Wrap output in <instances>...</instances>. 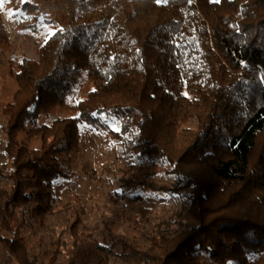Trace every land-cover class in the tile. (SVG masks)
Instances as JSON below:
<instances>
[{"label": "trees", "instance_id": "1", "mask_svg": "<svg viewBox=\"0 0 264 264\" xmlns=\"http://www.w3.org/2000/svg\"><path fill=\"white\" fill-rule=\"evenodd\" d=\"M15 8L35 20L27 29L37 31L39 12L54 31L36 56L18 61L16 90L0 113V264L81 263L91 237L81 213L71 241L55 240L45 262L31 252L17 210L47 227L55 183L72 177L85 127L133 158L116 176L115 196L143 201L144 190L184 200L178 226L144 246L106 221L110 239L96 241L95 264L263 258L264 0H22ZM8 36L0 1V42ZM56 110L73 114L36 123ZM21 132L40 145L22 143Z\"/></svg>", "mask_w": 264, "mask_h": 264}, {"label": "rangeland", "instance_id": "2", "mask_svg": "<svg viewBox=\"0 0 264 264\" xmlns=\"http://www.w3.org/2000/svg\"><path fill=\"white\" fill-rule=\"evenodd\" d=\"M3 7V17L10 26L13 37L9 43L0 42V113L12 100L16 90L15 73L19 70L18 61L23 56H36V49L54 31L52 23L44 21L40 16L37 31L27 29L26 24L34 22L27 11L21 12L15 8L22 0H0ZM45 10L43 15H47ZM16 16V17H15ZM43 19V20H41ZM85 95L84 92L80 97ZM73 114L72 111L56 110L50 115L40 114L37 124L51 123L58 116ZM4 119L0 116V123ZM114 128H117L113 124ZM19 138L22 143L37 148L40 139L28 138L21 132ZM4 134L0 129V168L7 160L3 151ZM133 158L122 150L114 149L107 141L104 134L84 129L82 149L72 156L68 170L71 178L58 180L55 183L54 193L57 198L55 213L49 217L47 227L38 225L31 214L24 209L17 210V218L21 221L23 233L29 243L33 254L38 255L47 262L45 252L52 248V243L58 238L71 241L70 226L76 220L77 215H83V224L87 227L91 237L83 243L84 252L80 258V264H95L97 251L96 241L108 243L110 236L106 221L116 225V231L124 234L128 239L144 246L149 241L151 234L167 228L178 226L174 217L182 212L184 200L179 197L166 194H152L140 191L144 196L143 201H135L128 197L120 199L114 195L117 188L116 176L129 166ZM5 180L0 177V184ZM27 186L30 183L26 184ZM68 256L60 258V264H66ZM7 259L5 252L0 247V261ZM113 264H127L124 260L111 258ZM251 264H264V257L255 259Z\"/></svg>", "mask_w": 264, "mask_h": 264}, {"label": "built area", "instance_id": "3", "mask_svg": "<svg viewBox=\"0 0 264 264\" xmlns=\"http://www.w3.org/2000/svg\"><path fill=\"white\" fill-rule=\"evenodd\" d=\"M4 26H5L6 29L9 31V36H8V38H9V39H12V37H13V32H12L10 26L8 25V22H7L5 19H4Z\"/></svg>", "mask_w": 264, "mask_h": 264}]
</instances>
